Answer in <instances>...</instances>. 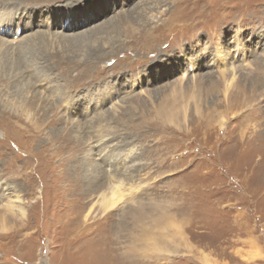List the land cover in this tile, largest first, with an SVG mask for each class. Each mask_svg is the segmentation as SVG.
Wrapping results in <instances>:
<instances>
[{
    "label": "rangeland",
    "instance_id": "rangeland-1",
    "mask_svg": "<svg viewBox=\"0 0 264 264\" xmlns=\"http://www.w3.org/2000/svg\"><path fill=\"white\" fill-rule=\"evenodd\" d=\"M0 16V205L26 210L0 207V264H264V0ZM109 175L127 190L101 212Z\"/></svg>",
    "mask_w": 264,
    "mask_h": 264
},
{
    "label": "bare ground",
    "instance_id": "bare-ground-1",
    "mask_svg": "<svg viewBox=\"0 0 264 264\" xmlns=\"http://www.w3.org/2000/svg\"><path fill=\"white\" fill-rule=\"evenodd\" d=\"M8 25L9 24H8L7 20L4 18H1V16H0V33L1 34H4L7 30H9L8 32H10V33H11V31H15V30L18 31L17 28H14L12 25H9V26ZM67 26H69V25H67ZM14 38L17 39V36L15 35V37L12 38V41L14 40ZM0 39H2V38H0ZM1 43H2V41H1ZM44 85H45V83H44ZM111 107H113V104ZM105 146H107V145H105ZM106 163L110 164L108 160L106 161ZM97 165L101 166V163L98 162ZM108 178L109 179H108V182H106L107 183L106 187L100 193L99 199L97 200V206H98V209L101 210V212H105L107 210L112 209L119 201H121L123 196H125V194H123V192H125V190H127L125 188V186H123V181L121 179L120 180L114 179L113 176H110V175L108 176ZM131 187L132 186L129 185L128 190H130ZM7 190H10V188L8 186L3 187L2 193L6 192ZM6 194H4V195H6ZM4 195H0V197L2 198V196H4ZM14 197H15V199H13V200L11 198H6L5 203H2L0 205V207H2L5 210V212L10 214L11 216H17L19 219H23L26 215V210L21 203V199H20L19 195L16 194ZM1 202L2 201H0V203ZM91 207H89V209L87 210L86 216L90 215V212L92 210ZM1 216H3V214ZM0 221L2 224H5L4 218L0 219ZM203 261L205 264H219V263L215 262L212 258H209L206 255L203 256Z\"/></svg>",
    "mask_w": 264,
    "mask_h": 264
}]
</instances>
